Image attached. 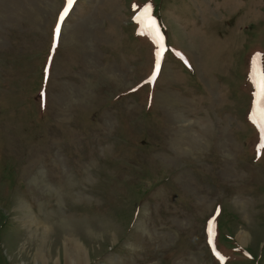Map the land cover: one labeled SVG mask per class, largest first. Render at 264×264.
Returning <instances> with one entry per match:
<instances>
[{
    "label": "rangeland",
    "instance_id": "obj_1",
    "mask_svg": "<svg viewBox=\"0 0 264 264\" xmlns=\"http://www.w3.org/2000/svg\"><path fill=\"white\" fill-rule=\"evenodd\" d=\"M67 6L0 0V264H264V0Z\"/></svg>",
    "mask_w": 264,
    "mask_h": 264
},
{
    "label": "snow or ice",
    "instance_id": "obj_2",
    "mask_svg": "<svg viewBox=\"0 0 264 264\" xmlns=\"http://www.w3.org/2000/svg\"><path fill=\"white\" fill-rule=\"evenodd\" d=\"M74 2L75 0H67L68 6L66 7L64 13L60 17L61 21H63L65 17L68 15L69 9L71 8ZM150 13H151V5L149 4L143 9V14L139 17L138 22L144 25L145 34H150L153 37V39L156 40L157 43H159L160 41L159 26L152 19ZM56 36L57 37L60 36L59 27L56 29ZM159 69H160V63L158 59L153 79H155V74H158ZM252 80L254 86L258 90V94L260 96L261 102L262 104H264V71L258 70L255 66V62L253 67ZM261 119H262L261 128L262 130H264V113H262Z\"/></svg>",
    "mask_w": 264,
    "mask_h": 264
},
{
    "label": "bare ground",
    "instance_id": "obj_3",
    "mask_svg": "<svg viewBox=\"0 0 264 264\" xmlns=\"http://www.w3.org/2000/svg\"><path fill=\"white\" fill-rule=\"evenodd\" d=\"M28 219H29L28 221H30L28 223H31V224H33L35 221L30 215H28ZM241 239L245 241L246 236L242 235ZM67 241L70 244L69 248L66 249L67 264H86L87 263L86 253H85V249H84L83 245H81V243L77 239L72 238V237L68 238ZM42 247H43V245L40 246V248L36 252V257H35L36 260H40V258H44V253H43V251H41Z\"/></svg>",
    "mask_w": 264,
    "mask_h": 264
}]
</instances>
